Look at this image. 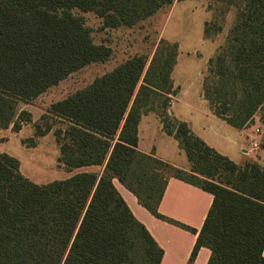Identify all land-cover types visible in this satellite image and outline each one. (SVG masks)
<instances>
[{"label": "trees", "instance_id": "1", "mask_svg": "<svg viewBox=\"0 0 264 264\" xmlns=\"http://www.w3.org/2000/svg\"><path fill=\"white\" fill-rule=\"evenodd\" d=\"M175 1L181 0H0V129L19 132L32 123L19 102L31 104L72 73L113 56L76 11L95 14L103 30L130 29ZM210 1L235 16L207 61L202 96L215 116L242 129L264 105V0ZM177 55L176 43L160 39L150 56H129L48 107V117L64 125L53 131L58 163L67 172L98 171L37 184L21 173L18 159L0 152V264H160L162 248L115 181L155 218L197 234L188 264L202 247L210 251L206 264H264V164L234 163L172 116ZM151 111L178 142L188 170L138 150V125ZM34 128L35 137L52 130ZM170 178L212 195L198 232L159 213Z\"/></svg>", "mask_w": 264, "mask_h": 264}, {"label": "rangeland", "instance_id": "2", "mask_svg": "<svg viewBox=\"0 0 264 264\" xmlns=\"http://www.w3.org/2000/svg\"><path fill=\"white\" fill-rule=\"evenodd\" d=\"M223 9L221 4L210 0L175 1L171 6L162 8L154 16L134 28L116 30H103L101 20L95 14L76 11L83 16L86 26L92 30L94 42L109 45L113 49V56L107 62L93 63L72 73L36 98L31 104L19 102L18 109L30 112L32 123L24 124L19 133L3 131L5 140L1 144V148L5 153L18 159L21 173L37 184L68 178L76 171L67 172L58 163L59 148L53 135L55 129L63 128L64 125L58 119L48 117L50 116L46 113L48 107L85 87L95 77L110 71L129 56L136 53L150 56L160 39L176 43L180 47L179 60L186 59L190 63L184 75L186 78L190 76L192 84L197 85L199 74L204 66H207V60L223 44L234 20V9H228L225 12ZM207 22L210 24L208 37L204 34V25ZM218 26L221 27V31L216 33L215 30ZM171 102L175 108L180 106V102H175V99ZM43 115L46 116V119L41 120ZM255 117L258 122L263 121L264 110L257 113ZM34 124H39L42 128L51 124L52 130L44 136L35 137ZM140 136L144 146L151 144L161 146L170 142L162 135L158 121L152 116H148L144 121ZM253 140L257 139L253 137ZM181 150L180 148V155L177 151L175 152V149H172V158L175 161H182L183 158L187 162ZM249 150L256 151L252 149V146ZM94 170L98 171L99 168L96 167Z\"/></svg>", "mask_w": 264, "mask_h": 264}, {"label": "crops", "instance_id": "3", "mask_svg": "<svg viewBox=\"0 0 264 264\" xmlns=\"http://www.w3.org/2000/svg\"><path fill=\"white\" fill-rule=\"evenodd\" d=\"M179 52L180 47H178L177 60L171 73V79L177 94V97L175 94L172 100L175 99V102H180V106L175 108L171 102L169 111L172 116L177 120L186 122L194 135L234 163L242 165L247 161H256L264 164V120L258 122L255 115L252 123L248 126L236 129L215 116L202 96V75L206 65L199 74L198 84L194 85L191 82L190 76L186 78L184 75L190 63L186 59L180 61ZM263 108L264 105L261 110H264ZM21 110L19 109V111ZM148 116H152L158 121L162 135L169 139V144L161 146H156L155 144L144 146V143L142 144L143 140L140 133L144 121H146ZM3 131H11V128L0 129L1 153H5L1 148V144L5 140ZM253 137L259 141V148L255 152L249 150L250 140ZM172 149H175V152L177 151L180 154L178 142L172 136H168L163 132L158 115L152 111L142 115L138 125V150L146 154L152 153L158 159L176 168L188 170L189 164L183 158L182 161H175L172 158ZM181 151L182 155L185 156L183 150ZM95 168L91 166L73 171H76L75 173L82 171L94 172ZM115 186L134 217L146 227L157 244L162 248L163 257L160 264H188L197 234L175 224L155 218L138 203L132 193L117 181H115ZM212 199L211 194L176 178H170L158 211L164 217L198 232L211 206ZM209 256L210 251L202 247L199 249L192 264H206Z\"/></svg>", "mask_w": 264, "mask_h": 264}, {"label": "built area", "instance_id": "4", "mask_svg": "<svg viewBox=\"0 0 264 264\" xmlns=\"http://www.w3.org/2000/svg\"><path fill=\"white\" fill-rule=\"evenodd\" d=\"M252 140H253V138H251V140H250L251 141L250 143H251L252 149L257 150L259 148V142L257 140H253V141Z\"/></svg>", "mask_w": 264, "mask_h": 264}]
</instances>
